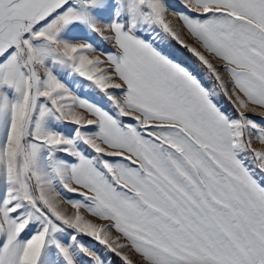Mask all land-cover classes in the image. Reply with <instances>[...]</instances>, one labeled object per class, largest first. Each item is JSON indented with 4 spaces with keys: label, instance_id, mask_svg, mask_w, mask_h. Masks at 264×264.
<instances>
[{
    "label": "snow or ice",
    "instance_id": "6c2138e0",
    "mask_svg": "<svg viewBox=\"0 0 264 264\" xmlns=\"http://www.w3.org/2000/svg\"><path fill=\"white\" fill-rule=\"evenodd\" d=\"M0 264H264V0H0Z\"/></svg>",
    "mask_w": 264,
    "mask_h": 264
}]
</instances>
